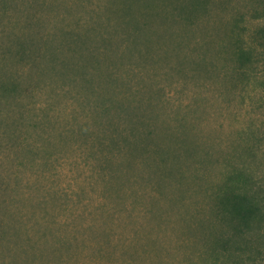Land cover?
<instances>
[{
    "label": "rangeland",
    "instance_id": "obj_1",
    "mask_svg": "<svg viewBox=\"0 0 264 264\" xmlns=\"http://www.w3.org/2000/svg\"><path fill=\"white\" fill-rule=\"evenodd\" d=\"M185 1L0 2V52L15 54L14 39L20 35L33 39L41 52L53 53L33 63L45 71L38 75L32 69L36 82L29 86L70 113L76 106L74 69L85 64L95 85L105 75L115 102L131 104L128 112L148 124L143 129L149 133L127 152L125 183L118 191L84 185L91 163L85 162L78 135L52 150L59 159L51 167L21 164L19 148L9 153L14 142L2 143L8 151L5 157L0 152V264H237L235 254L216 255L224 225L213 194L223 179V162L229 157L242 162L241 133L251 129L253 139L246 141H254L264 124V101H259L264 50L255 68L263 87L259 93L231 74L239 65L234 42L251 41V30L264 21L251 18L241 0H215L206 9L194 4L191 26L184 28L178 15L187 16L181 12ZM240 9L246 17L239 24L232 14ZM11 57L10 74L30 72L26 59ZM61 86L63 92L51 94ZM193 108L185 130L189 136H181L180 120ZM262 143L259 159L252 162L259 174L264 172ZM52 189L60 190L56 203L36 208L38 195ZM37 217L49 218L58 230L51 235L67 242L53 250L46 248L44 235L29 241L25 231L30 235L31 226L17 222L33 224ZM258 246L262 258L246 254L240 264H264V237Z\"/></svg>",
    "mask_w": 264,
    "mask_h": 264
},
{
    "label": "trees",
    "instance_id": "obj_2",
    "mask_svg": "<svg viewBox=\"0 0 264 264\" xmlns=\"http://www.w3.org/2000/svg\"><path fill=\"white\" fill-rule=\"evenodd\" d=\"M213 1L215 0H186L182 4L181 12L187 16L178 15L183 23L182 26L184 28L191 26L192 18H188L190 16L188 14L194 4H199V7L206 9V6L211 5ZM242 2H244L243 7L251 18L264 21V0H241ZM245 14L246 12L240 9V11L235 10L232 15L237 17V23L240 24V18H245ZM176 19L178 20V18ZM2 31L1 29L0 33ZM250 34L251 41L236 39L234 42V54L239 65L232 68L231 74L242 76L244 81L246 80L245 84H252V88L259 93L263 87L257 84L255 68L259 63V55L263 54L262 50H264V25L251 30ZM3 37V34L0 35V39ZM28 38L16 35L14 43L17 51L12 54L15 57L26 59L30 71L26 75L10 74L8 67L12 55H9L6 49H2L0 52V130L2 131L0 133V152L2 151L5 157L8 147L4 150L2 143L6 144L12 141L14 148L10 149L9 153L14 151V154H17V148H19L18 156L21 164L25 165L26 162H31L38 166L51 167V165L55 166V162L59 159V157H55L52 150L63 147L64 143L78 135L84 144L82 152L85 162L91 163L87 170L89 174L83 178L84 185L94 190L98 188L100 192H103L102 189L118 191L123 181L125 183L122 170L126 165L128 166L127 152L137 148L138 143L141 144L147 134L149 135L143 129V126L148 127V124L128 112L127 109L131 108V104L118 102L119 100L115 102L114 87L110 83L108 86L105 75L101 74V82H98V86L95 85L94 78L85 68V64L74 69L78 75V80H75L77 93L74 94L76 106H72L73 109L70 113L65 111L66 107L62 106L60 102L54 106L49 99L52 96H45L43 90L29 86L36 82L33 79L36 77L35 74L31 76L32 69L38 70V75L45 71V67L36 68L33 63H39L48 55L52 57L53 53L41 52V46L36 47L37 43L33 39L27 41ZM27 43L34 44V47H28ZM227 75L225 72V76L229 77ZM24 83L28 85L24 86ZM61 91H64V86L53 88L50 92L57 96ZM37 96L41 98L36 100ZM53 101L55 102L54 98ZM259 101H264V95L260 94ZM114 108L115 111H113ZM132 108L135 109L134 106ZM52 111L54 113H51ZM194 111V108L192 111L188 110L182 116L179 124L183 132H181V136H189L185 135V130L187 125L193 121V119H189L188 115L193 117ZM82 114L85 115L82 116ZM80 117L84 119L81 120ZM261 128L257 131L258 136L254 141H246L250 138L253 139L251 136H254L255 132L251 129L241 133V139L244 140L240 154L243 156L242 162L240 164L234 162L233 157H229V160L223 162V179L213 194L214 210L224 225V231L216 240L218 247L216 255L235 254L238 257L237 264H240V258L246 254L254 255L257 258H262L263 254L258 246V241L264 237V172L259 174L256 167L252 165V162L259 159V152L263 149L264 124ZM26 132H31L33 137H28ZM177 141L181 143L179 137ZM209 156L210 154L206 153L205 157ZM238 158L239 156H237ZM143 163H145L144 159L141 160L142 165ZM45 191L46 193L41 196L35 194L38 195V198L35 199L37 202L33 203L36 208L38 206L46 209L52 201L56 203L55 196L60 190ZM45 214L47 215L46 210ZM49 216L51 217V214ZM29 221L17 222L23 227L31 226L30 235H28V231H25L29 241H32L36 236V240H38L40 235H44L47 239L44 241L47 243H45L46 248L50 246L53 250H57L67 242L66 239L61 240L63 237L59 234L57 237L51 235L58 230L49 218L42 217L40 219L37 217L33 224Z\"/></svg>",
    "mask_w": 264,
    "mask_h": 264
}]
</instances>
